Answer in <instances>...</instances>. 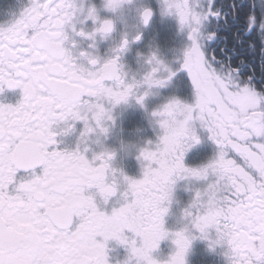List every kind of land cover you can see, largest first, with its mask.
<instances>
[{"label":"snow or ice","instance_id":"6c2138e0","mask_svg":"<svg viewBox=\"0 0 264 264\" xmlns=\"http://www.w3.org/2000/svg\"><path fill=\"white\" fill-rule=\"evenodd\" d=\"M131 3L107 0L103 8ZM160 10L175 15L186 43L178 68L153 52L140 80L129 79L121 63L127 33L107 58L91 51L116 25L88 0H28L0 26V91L22 89L15 105L0 103V264H108L112 239L133 253L135 237L154 248L168 235L164 204L176 179L186 177L204 182L195 190L190 228L204 239L214 230L210 247L226 245L228 264H264V0H162ZM137 14L146 26L153 11ZM76 37L88 40L89 50ZM140 39L139 32L132 37ZM169 82L190 89L194 103L172 97L152 112L162 134L139 151L142 178L121 173L124 202L106 214L86 189L95 188L105 203L116 194L115 180L108 182L117 172L113 154L89 160L80 145L90 133L108 132L113 107L129 98L143 107L148 90ZM142 86L148 90L139 94ZM75 121L83 122L80 145L57 150L55 128L64 124L67 132ZM193 122L217 147L199 168L184 164L185 152L199 143ZM173 236L169 264H186L191 239Z\"/></svg>","mask_w":264,"mask_h":264},{"label":"flooded vegetation","instance_id":"af4514ba","mask_svg":"<svg viewBox=\"0 0 264 264\" xmlns=\"http://www.w3.org/2000/svg\"><path fill=\"white\" fill-rule=\"evenodd\" d=\"M101 3L97 0H88L89 3L95 4L99 10V14L101 17H107L111 13L103 12L101 11L102 6V0H100ZM162 3V0H160ZM134 7L132 8V12L129 14V17L125 14L122 15L120 20L116 23L115 31L107 38H101L97 37L95 48L91 49L95 55H98L99 57L107 58L110 55V49L115 47L121 37L124 33H127L129 36L130 44L121 55V63L124 65V69L128 74V78L132 79L134 76L132 74H129V63L128 61V54L127 52L130 50L131 45L135 44V46L139 47V50H141L142 44L141 40L139 41H132V37L137 33H141V39L142 37H155L157 35L159 36H166V38L163 39L164 45L172 44V41L170 42L167 39V35L173 34V30L175 29L171 27L168 23H163V19L159 17V15H156L157 9H155V6L152 3L147 4L148 0H132V3H134ZM28 0H0V26H6L13 22L21 13L23 8L27 6ZM143 7H150L153 11V16L148 23V25H143L140 23L138 19L137 9L143 8ZM127 11V10H125ZM128 12V11H127ZM170 16V15H169ZM175 16V15H173ZM165 17V16H164ZM176 19V17H174ZM87 27H91V23L89 22ZM157 38V37H156ZM77 43L81 50H89L88 45L89 41L85 38L76 37ZM138 50V49H137ZM131 65H134L131 63ZM135 64L134 66H136ZM137 80H140L142 77L137 76L134 77ZM143 87V86H142ZM22 97V89L20 88H7L4 87L2 91H0V103L3 104H11L15 105ZM130 100V98H129ZM128 100V101H129ZM127 101V102H128ZM126 102V103H127ZM125 102H122L115 107L112 108V121L114 125H109V130L107 133L102 135H97L96 133H90L86 142V145H80L81 141V132L83 131V122L82 121H75L72 122V127L67 132L64 131L65 125L60 124L58 125L55 130L57 132V135L55 137L57 143L54 145V147L57 150H67V151H73L76 150L77 146L80 145L81 148L87 147V151L84 153L86 158L89 160L92 159L94 154H97L104 149L111 150L114 155L110 161L111 167L116 169L117 172L114 177H108V182H112L114 179L117 184V192L114 196L110 197L108 202L105 203L103 201V198L99 195L97 190L95 188L86 189V194L93 196L94 201L97 203V207L99 210L104 211L106 214H111L113 208L119 207L121 204H123L122 199V193L127 188V184L123 179V176L121 173H123L124 176H128L133 179H140L143 175V162L141 161V164H137V159L134 158L132 155L130 159L121 158L119 155V141H118V132H122L123 134H128L129 130L134 129V125H131L132 122V116L128 112V108L125 106ZM198 122H193V126L196 128L197 135L199 137V143L193 144L191 148H189V151H192L194 149H198L199 146H204V148H201L200 151H205L203 154V159H208V154H211V151L209 152V149L211 147L214 148V151L216 153L217 147L216 145L209 139L208 133L206 130L202 129L198 124ZM124 137V136H123ZM187 152V151H186ZM184 154V164L186 167H196L202 164H186L187 156H191V154L186 153ZM192 157V156H191ZM37 173L42 171V167L38 166L36 169ZM25 173L23 171H20L18 175H24ZM187 178H179L176 179L175 184L173 185V193H172V203L169 206V212L163 217V220L166 216L169 215V221L170 226L176 227L179 223V214H178V208L183 207L182 205L185 204V198L186 196L183 194L186 190H189L187 188ZM203 182V181H202ZM204 183V182H203ZM173 212V216H172ZM78 223V218L74 219V225ZM73 225V226H74ZM166 221H164V227L166 229ZM167 230V229H166ZM126 235H129L130 237L134 236V234L128 233L126 231ZM194 236H199L194 235ZM98 240H103L102 237H97ZM137 240V243H140V238L135 237ZM166 239V238H165ZM164 239V240H165ZM113 244H120L117 240H109L106 242V254L108 259V264H112V251H113ZM210 262V261H209ZM224 264V263H220Z\"/></svg>","mask_w":264,"mask_h":264},{"label":"rangeland","instance_id":"374dc122","mask_svg":"<svg viewBox=\"0 0 264 264\" xmlns=\"http://www.w3.org/2000/svg\"><path fill=\"white\" fill-rule=\"evenodd\" d=\"M101 3L100 0H97ZM134 1V0H133ZM157 9L156 15H159L163 19V23H168L171 27L175 29L173 30V34L167 35V39L172 44L164 45L163 39L166 36H155V37H142L140 39L142 44V49L139 50L138 46L135 44L131 45L130 50L127 52L128 54V63H129V74H132L134 77L141 76L143 77L144 73L150 70V65L147 63V57L151 55L153 52L157 54V56L169 67L173 70L179 67V57H180V50L182 49L183 45L186 43L185 33L181 31L178 19L174 18L173 15L161 14V1L160 0H148L147 4L152 3ZM134 3L128 4L126 6V10L124 14L129 17V14L133 11L132 8L134 7ZM103 10V11H102ZM102 13L106 11L103 7L101 8ZM110 16V14L108 15ZM165 16V17H164ZM130 19V17H129ZM157 37V38H156ZM136 42V41H135ZM138 49V50H137ZM133 63L136 66L131 65ZM179 75V73H178ZM175 81V77L173 78ZM146 86H143L139 89V94H142L146 91ZM149 91V95L145 98L144 106L142 107L138 103H136L134 98H130V100L125 104L128 108V112L132 116L131 125H134V129L129 130L128 134H123L122 132H118V141H119V155L121 158L130 159L133 155L134 158L137 159V164H141V160L138 159L139 151L141 148L145 146L154 147L155 142L158 139V136L162 134L161 129L159 128L158 123L156 122L155 118L152 116V112L157 109L159 106L166 103L170 98L176 97L182 100L185 103L192 104L194 103L195 97L194 94L191 92L190 89H178L175 86L174 82H169L163 87H153ZM114 125L113 122H109V125ZM199 125V123H197ZM102 135V134H100ZM124 136V137H123ZM151 141L152 144L149 145L148 142ZM127 147H124V146ZM204 146H199V148L194 149L190 152L189 149L186 153L191 154V156H187L186 164H202L205 163L208 159H212L216 154L214 148L211 147L208 154V159H202L204 156V152L200 151L201 148ZM144 163V162H143ZM207 163V162H206ZM187 178V188L183 194L186 196L185 206L195 195V190L197 188H203L204 183L202 181H198L195 178ZM173 216V212H172ZM164 221H166V229L167 230H175L179 227V223L176 227L170 226L169 215L165 217ZM193 235L195 239L191 241L189 250L185 255L186 264H228V257L225 255L227 251L226 245H215L210 247V239L213 238L214 230H210V237L209 239L201 238L200 234L192 229ZM175 251V245L171 239V237L166 238L165 240L162 239L159 242L158 248L153 251V256L160 259L165 260L167 257ZM127 255V247L121 244H113V251H112V264H120V262L125 258ZM210 261V262H209Z\"/></svg>","mask_w":264,"mask_h":264},{"label":"clouds","instance_id":"9594fccd","mask_svg":"<svg viewBox=\"0 0 264 264\" xmlns=\"http://www.w3.org/2000/svg\"><path fill=\"white\" fill-rule=\"evenodd\" d=\"M106 3H107V0H102V6L106 5ZM126 6H127V4H124L122 7H119L115 10L104 8L106 11H108L112 14L111 16H107L106 19L111 24L116 25V23L120 20V18L124 14V12L126 10ZM124 147H127V146L125 145ZM103 151L111 152L114 155V153L109 149H104ZM200 166L201 165L196 166V167H192V168H199ZM192 201H193V198L185 206L178 208L179 227L176 228L175 230H166L165 229L168 233V235L165 238L171 237V239L173 241V239H174L173 234L179 232V233H183L185 236L190 238L191 241L193 239H195V236L193 235V232H192V228H190V226H189L191 224V219H190V216L188 215L190 212L191 206H192ZM171 203H172V194H171L170 198L167 200V202L164 204V208L166 209V211L164 212V216L169 212V206ZM120 244L125 245L122 243H120ZM158 245H159V243H158ZM158 245L154 248H147L146 249V248L142 247V245L140 243L139 244L137 243V245H136L137 251L135 253H133V251L131 250V248L129 246L125 245L127 247V255L120 262V264H151V262H153V261L155 262V264H169L172 256L175 254V252L177 250L176 245L174 244L175 245V251L172 252L167 257V259H165V260H160V259L154 257L152 254L153 251L158 248ZM188 250H189V248L187 249V251ZM187 251H186V253H187ZM186 253H185V255H186ZM184 260H185V256H184ZM185 262H186V260H185Z\"/></svg>","mask_w":264,"mask_h":264}]
</instances>
